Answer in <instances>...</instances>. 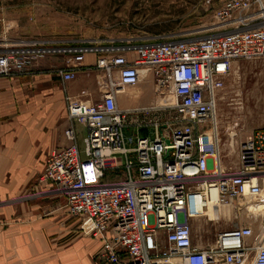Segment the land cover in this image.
Returning <instances> with one entry per match:
<instances>
[{
  "label": "built area",
  "instance_id": "built-area-1",
  "mask_svg": "<svg viewBox=\"0 0 264 264\" xmlns=\"http://www.w3.org/2000/svg\"><path fill=\"white\" fill-rule=\"evenodd\" d=\"M215 18L234 21V29L192 41L66 43L10 41L0 15V78L64 56L57 74L70 82L86 54L96 57L101 99L66 98L69 145L49 154L38 184L64 199L68 215L89 223L101 264H264V225L257 236L233 226L212 244L192 241L191 220L210 207L257 217L264 206V128L240 144L236 170L226 171L215 123L232 63L264 59V1L220 0ZM147 79L156 102L119 108L117 96Z\"/></svg>",
  "mask_w": 264,
  "mask_h": 264
},
{
  "label": "rangeland",
  "instance_id": "rangeland-1",
  "mask_svg": "<svg viewBox=\"0 0 264 264\" xmlns=\"http://www.w3.org/2000/svg\"><path fill=\"white\" fill-rule=\"evenodd\" d=\"M219 6L220 0H0V15L10 28L5 34L10 41L99 43L157 36H165L168 41H192L234 29V21L222 23L215 18ZM150 88L153 90L152 82L147 79L127 91L144 94L149 93ZM153 98L152 105L157 99L154 90ZM216 115L222 167L234 171L238 166L240 144L253 131L264 128V59L232 63L223 89L217 94ZM124 132L131 133L127 128ZM79 147L82 149L81 142ZM37 178L27 185L20 197H0V264H4L3 255L39 253L43 248L36 243L11 244L15 238L27 236L28 232L18 228L21 215L16 207L34 203L24 197L36 186ZM229 208L232 220L228 222L224 219L218 222H207L205 218L191 220L195 245L212 244L218 233L242 222L256 221L260 229L263 227L264 211L253 217L244 210L237 212L235 207ZM70 217L75 223V234L92 238L85 219Z\"/></svg>",
  "mask_w": 264,
  "mask_h": 264
},
{
  "label": "crops",
  "instance_id": "crops-1",
  "mask_svg": "<svg viewBox=\"0 0 264 264\" xmlns=\"http://www.w3.org/2000/svg\"><path fill=\"white\" fill-rule=\"evenodd\" d=\"M65 61L64 56L47 57L22 76L0 78L1 198L20 197L29 183L39 179L49 154L69 145L64 136L70 125L66 98H81L89 103L101 99L102 73L95 67L96 57L86 54L82 68L71 82H63L55 74L65 68ZM153 99L151 88L144 94L125 90L117 96V104L121 109L147 107ZM76 133L79 145L84 132L78 125ZM29 192L24 199L34 203L16 207L21 215L18 228L28 232L27 236L15 238L11 244L36 243L43 248L39 253L3 255V263L101 264L96 257L100 242L75 234V223L66 212L64 199L37 181ZM239 226L251 228L255 236L260 232L256 221ZM7 244L10 245L9 240Z\"/></svg>",
  "mask_w": 264,
  "mask_h": 264
},
{
  "label": "bare ground",
  "instance_id": "bare-ground-1",
  "mask_svg": "<svg viewBox=\"0 0 264 264\" xmlns=\"http://www.w3.org/2000/svg\"><path fill=\"white\" fill-rule=\"evenodd\" d=\"M215 123L217 125V115H216V118H215ZM260 209L262 211H264V206L261 207ZM231 215H232V211H231V209L229 207H227V206H218V207H210L207 210V212L205 213L204 218L207 219V222L208 221L209 222H218L219 220L221 221V219H224L225 222H228L231 219Z\"/></svg>",
  "mask_w": 264,
  "mask_h": 264
}]
</instances>
